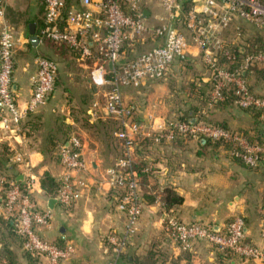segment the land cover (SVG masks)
I'll return each mask as SVG.
<instances>
[{
	"label": "crops",
	"instance_id": "crops-1",
	"mask_svg": "<svg viewBox=\"0 0 264 264\" xmlns=\"http://www.w3.org/2000/svg\"><path fill=\"white\" fill-rule=\"evenodd\" d=\"M78 1L68 0L74 6ZM153 3L155 2H149L150 6L147 7V21L150 23L155 20V12L151 6ZM164 14L163 12L162 15ZM34 16L39 17L41 23L27 21ZM42 18L43 12L39 11L35 0L32 5L0 0V28L3 24L8 25L15 34L12 90L19 104H23L31 96L37 53L49 52L61 69L73 62L69 61V54L61 53L55 48L48 51L50 41L40 36ZM29 23L35 24V34L38 37L35 46L29 41ZM239 24L243 35L241 40L233 39V33H229L230 42L237 46L238 43L242 46V43L253 39V36L262 35L242 20ZM183 56V60L178 59L172 63L164 79L153 83L140 81L122 88L123 101L134 108L132 118L137 125L135 135L129 130L128 132L136 139L135 155L144 162L142 171L145 170L146 173L139 177L142 212L137 219V229L124 250V256L118 259L119 264H133L137 259L147 262V254L151 251L157 252L158 256L154 264H169L175 259L178 264L187 262L182 256L183 250L163 230L162 222L167 214L175 215L187 223L210 224L217 231L224 230L234 215H241L246 224V241L264 249V238L261 235L264 160L252 168L232 157L221 145L203 144L190 137L172 140L164 138L159 141L154 139L157 124L185 115L189 107L195 106L197 114L205 115L228 128L245 130L253 139L264 141V122L251 112L232 102L213 107L202 105L194 92L201 82H208L209 72L196 46L189 45ZM78 65L77 75L91 73L94 81L99 84H91L89 78H86L79 86L75 77H72L73 72L65 68L67 70L62 75L65 85L58 83L49 101L23 120L22 124L27 132L9 134L0 129V156H3L2 145H6L8 167L2 173L16 175L19 181L32 177L33 198L40 208H48L49 198L41 189L40 179L45 173L56 178L62 168L54 158L44 153V131L47 127V131L59 134L57 125L60 121L51 112L62 113L66 124L71 127V133L79 134L82 140L83 154L89 164L85 176L89 184L70 207H61L57 202L53 205L51 226L42 230L41 234L58 245L74 246V253L68 264H107L115 255L106 244L105 235L110 231L122 233L126 212L121 207L119 189L110 188L99 176L122 154V145L116 136L120 126L117 127L115 120L104 112V101L98 100L101 93L99 85L105 71L96 68L93 63L79 62ZM64 87H68L66 93L72 92L70 100L62 101ZM256 93L264 96V81H261V89ZM85 97L89 104L83 102ZM93 104H97L95 115L91 113ZM31 115L35 116L36 124L33 127L26 124L31 120ZM81 116L86 118L89 128L83 125ZM14 150L23 153L24 163L14 162ZM167 190L173 191L181 201L167 206ZM61 227L64 228L63 232L60 231ZM200 244L204 246L201 247ZM203 247L206 257L201 260L198 256ZM10 249L14 250L19 264H28L23 257L22 246L12 244ZM187 252L191 264H243L247 261L232 254L221 255L215 247L201 241L195 242ZM36 260L35 264H46L42 257H37ZM261 261L264 262V259ZM1 262L7 264L4 258Z\"/></svg>",
	"mask_w": 264,
	"mask_h": 264
},
{
	"label": "built area",
	"instance_id": "built-area-1",
	"mask_svg": "<svg viewBox=\"0 0 264 264\" xmlns=\"http://www.w3.org/2000/svg\"><path fill=\"white\" fill-rule=\"evenodd\" d=\"M151 1L79 0L77 5L64 12L66 0H45L42 34L74 50L79 60H90L96 68L105 71L100 83H108L109 91L105 94L103 110L120 126L116 136L122 145V154L99 176L110 188L119 189L121 207L126 212L122 233L110 231L105 235L106 244L115 255L107 264H117L116 257L124 252L135 233L142 212L139 176L135 168L136 139L128 132L135 135L137 125L132 118V106L123 101L124 86L164 79L173 61L184 55L189 45H194L199 48L209 72L208 79L212 82L208 106L224 101L223 90L232 85L237 106L264 111V98L249 90L244 75L250 66L264 64V53L247 52L248 43L244 42L242 46L238 43L242 53L239 59V55L224 48V44L230 42V32L233 39H242L240 20L264 34V0H189L187 10L182 0H155L165 14L155 15L154 23L143 17L145 5ZM146 38L156 39L155 44L130 60L120 62L124 45L133 46ZM14 50L15 34L3 24L0 28V129L9 134H21L23 120L44 105L53 91L57 64L48 57L36 58L31 96L19 104L12 90ZM220 54L226 57V63L218 61ZM92 107L91 113L95 115L97 104ZM177 137L220 139L229 143L231 156L252 168L264 160V144L249 141L241 133L223 129L207 120L171 119L156 125L155 140ZM58 154L62 170L57 176L59 188L54 198L61 207H70L88 188L85 176L89 164L83 154L82 140L76 134L60 145ZM12 159L24 163L25 157L14 150ZM4 186L0 216L9 219L15 233L23 238V250L44 258L46 264H67L74 246L58 245L41 234L42 230L50 228L53 215L50 208H40L33 198L32 177L19 181L0 174V187ZM162 223L166 236L181 250L203 241L246 260L264 259V249L246 241V224L241 215H234L222 231L215 230L210 224L184 222L172 214H167ZM261 235L264 238V210Z\"/></svg>",
	"mask_w": 264,
	"mask_h": 264
},
{
	"label": "trees",
	"instance_id": "trees-1",
	"mask_svg": "<svg viewBox=\"0 0 264 264\" xmlns=\"http://www.w3.org/2000/svg\"><path fill=\"white\" fill-rule=\"evenodd\" d=\"M182 1H183L182 3H183L184 9L187 10L188 7H189V2H188L189 0H182ZM35 2H36L37 6L39 8V11L40 12H43V17H44L45 0H35ZM72 5L73 4L69 3L68 0H66V7H65L64 12L68 8H70ZM27 21H31V22L32 21H36V22L39 21L40 22L41 19H39V17L36 18L34 16L33 18L28 19ZM43 27H44V19L42 20V24L40 25L41 31H42ZM40 36L43 37L44 39H47L48 41H50L54 45L55 49L61 51V53H66V54L72 55L73 58L76 61H78V62H82V63H85V64H91V61L90 60H79V57H78L77 53L74 50H72L71 48L67 47L66 45L60 44V43H57V42H54V41L50 40L49 38L45 37L42 34V32L40 33ZM147 39H149L150 41H152V43H154L156 41V39H152V38H147ZM247 43H248V45L245 47L247 52H263L264 53V34H262V35L259 34V35L253 36V39L251 38ZM125 48L126 47H123V49L121 51V54L123 53V50ZM224 48L227 49V50H229L231 53H233L235 55L236 54L239 55V59L242 58V53L239 50V47L237 46L236 43H233V42L225 43L224 44ZM183 58H184L183 55L182 56H178L174 61H176L178 59L179 60H183ZM130 59H127L125 61H128ZM125 61L120 59V62H125ZM218 61L220 63H226L227 60H226V57L223 54H220ZM259 66H261V68ZM251 74L252 75L255 74L254 75V78H256L257 81H260V82L261 81H264V64H260V65L259 64H254V65L250 66V68L247 69V71L245 72L244 75H245L246 78H248V76H250ZM160 80H162V79L153 80V81H145V82H151V83H153L155 81H160ZM58 83L59 84H62V85H65L62 82V75L59 73V76H58V67H57V75H56V78H55L54 89L50 93V95H48L47 100L49 99V97L51 96V94L56 89V86H57ZM248 87H249V90L253 94H255L256 96H260V97L264 98V96L260 95L259 93H256V91L254 90V88H253L252 85H249L248 84ZM67 90H68V87H64L63 92L65 94L63 93V95H66V94H69L70 93V91H68L66 93ZM211 90H212V82H211V80H208V82H201L200 86H198L196 88V91L194 93L201 100L200 102L202 103L203 106L204 105H207L209 103ZM191 91L193 92L194 89H191ZM223 92L225 93V100L224 101L217 102V103H215V105H219V104L226 103V102H228V103L229 102L235 103V101H234L235 100V96L233 94L232 85H228L227 87H225V89L223 90ZM70 99H71V97H70ZM70 99H67V100H70ZM83 102L85 104H87V103L89 104L88 98L85 97L84 100H83ZM242 109L251 112L255 117L260 118V120L262 122H264V117H263L264 111L262 109H255V108H242ZM133 111H134V108H133ZM33 113L34 112H32V115H33ZM81 114H83V113H81ZM32 115H31V117L33 119L31 118L30 121L26 122V124L31 125V127L35 126V124H36L34 122V117L35 116H32ZM56 118L59 119V121H60L59 124L57 125V131H58L59 134H56V133H54L52 131H48L49 136L47 137V140H45L44 153H45L46 156L48 155V157L54 158L59 163V154H58V152H59L60 145L65 144L68 141V139L70 138L71 135L76 134L79 137H80V135L77 134V133H71V127L66 124L65 118H64L63 115L62 116H57L56 115ZM81 118H82V121H83V125L85 127L89 128L90 126L88 125V123L86 121V118L84 116H81ZM176 119H180V120H207V121H210L213 124L217 125L218 127L223 128V129L231 130V131H234V132L241 133L249 141H256V142H259L261 144H264V141H262V140L260 141V140H257L255 138L253 139L251 136H249L247 134V131H245V130H242V129H231V128L226 127L222 123H218V122H214V121L210 120L205 115H199V114H197V109H196L195 106L189 107L188 112L185 115H181L180 117H178ZM115 122H116V125L118 127L119 124H117L118 123L117 120H115ZM25 128H26L25 125L22 124V133H25V132L28 131V130H25ZM45 138H46V136H45ZM48 140H49V142H48ZM198 141L203 142V144L214 143L215 145H221V146L225 147L227 150L230 147L229 143L224 142V141H222L220 139H217V140L202 139V140H198ZM2 147H3L2 148V151H3V154L2 155L3 156H0V174H4V173H2L3 169H7L8 168L6 166L7 159H6V156H5L6 155V151H7V146L6 145H2ZM135 157H136V159H135V168H136V170L138 172V176L140 177V176H142V175H144L146 173L145 170L142 171V168H144V165L145 164H144L143 161H141L140 158H138V156L135 155ZM234 158L239 159L238 157H234ZM239 160L242 161L241 159H239ZM5 175L11 176V177H14V178H17L16 175H10V174H5ZM40 186H41V189H42L44 195L47 198H54L56 196L57 190L59 188V182L57 180V177L55 178V177L51 176L49 173H45L42 176V178L40 179ZM0 188H1V190H0V202H1V198L4 195L5 186L4 187H0ZM180 201H181V198L180 197H177L176 194L173 191H170V190H167L166 191V194H165V203H166L167 206H171L173 203H179ZM129 241H130V239H129ZM201 242H203V241H201ZM0 243H1V248H0V263L3 264L1 262V259L4 258V259H6L7 264H19L18 259H17V255L15 254L14 250L10 249V246L12 247V244H17L19 246H22L23 238L20 237L19 235H17L15 233L14 227H13L11 221L9 219H5V218H3L1 216H0ZM127 245H128V243H127ZM127 245H126V247H127ZM211 246H213V245H211ZM213 247H215V246H213ZM216 249L218 250V252L221 255H223V254L224 255L225 254H230L231 255V253L229 251H221L218 248H216ZM23 251H24L23 252V257H25L27 263L28 264H35L36 261H37L36 259H37L38 256H34L31 253L26 252L25 250H23ZM187 251H189V249L183 250V255L182 256L187 260V262L185 264H191V262H190V255L188 254ZM111 253H113V252L111 251ZM123 254H124V252L121 253L120 255H118L116 257L117 264H119L118 263V259L120 257H123L124 256ZM157 257H158L157 256V252H152L151 251V252H149L147 254V257H146V261L147 262H142V261H140V260L137 259V260H134L133 261V264H154L153 262H155V260L157 259ZM112 258H115V256H113ZM169 264H178V261L175 259V260L171 261Z\"/></svg>",
	"mask_w": 264,
	"mask_h": 264
},
{
	"label": "rangeland",
	"instance_id": "rangeland-1",
	"mask_svg": "<svg viewBox=\"0 0 264 264\" xmlns=\"http://www.w3.org/2000/svg\"><path fill=\"white\" fill-rule=\"evenodd\" d=\"M155 3H153V5L151 4V6H153V10H154V12H155V15H157V16H160V15H162L163 14V10H162V8H161V6L159 5V3H157L155 0H153ZM14 3H16V4H19V5H32L33 4V0H14ZM146 7H149L150 6V4H146L145 5ZM156 8V9H155ZM26 11V10H25ZM22 12V11H21ZM21 12H19V16L21 17L22 16V14H21ZM23 13V12H22ZM16 14H18V12L16 13ZM10 16L12 17L13 15L10 13ZM152 22H153V20H152ZM154 22H155V20H154ZM49 42V41H48ZM153 45V43H152V41H150L149 39H145L144 41H141V42H136V44H134L133 46H131V45H125L124 47H126L124 50H123V53L121 54V60H127V59H130V58H132V57H134L135 55H137L139 52H142V51H144V50H146V49H148V48H150L151 46ZM47 48L49 49L48 51H51V50H53L55 47H54V45L50 42L49 43V45L47 46ZM123 49V48H122ZM122 51V50H121ZM37 55V57L38 56H45V57H48V58H51V59H53L56 63H57V67H58V76H59V73H60V70H61V75H64V73H63V71H65V70H67V69H65V68H68V70H71L72 72H73V74H72V77H75V82H76V84L77 85H79V86H81V84H82V82H85V79L86 78H89V80H90V83L91 84H96V85H98L99 83H97V82H95L94 81V79H93V76H92V74L91 73H86V74H84V76L83 75H77V69H76V67H80L79 65H78V61H76L74 58H73V56L72 55H70L69 54V56L71 57L70 58V60L69 61H73V62H70L69 64H71V65H69V64H67L68 66L66 67L65 65L63 66V69H61L60 68V66H59V64H58V61L56 60V59H54L51 55H49V52H42V53H37L36 54ZM69 59V58H68ZM260 65V64H259ZM260 68H261V66H259ZM191 71H192V68H191V70H189V72L191 73ZM63 73V74H62ZM254 75L255 74H251L250 76V79H249V77H248V79H247V83L249 84V85H252L253 86V88H254V90H256V91H258V90H260L261 89V82L260 81H257L256 80V78H254ZM94 84V85H95ZM99 88H100V91H101V93L99 94V97H98V100L99 101H104V99H105V94L106 93H108V91H109V84L108 83H103V84H101V85H99ZM72 97V92L70 91V93L69 94H66V95H63V97H62V101H66L67 99H70V97ZM47 101H49V99L47 100ZM48 113H49V111H48ZM58 115H57V114ZM51 114H53L54 116H62L63 114L62 113H60V112H57V111H55V112H51ZM49 121V120H48ZM46 131V132H45ZM45 131H44V133H47L46 134V138L44 139V140H47V137L49 136V133H48V131H47V127H46V129H45ZM48 142H49V140H48ZM204 243V242H203ZM200 246L202 247V246H204V245H202V244H200ZM206 247V246H205ZM205 247H203L202 249L203 250H201V254H200V256H198V257H200L201 258V260L202 259H204L205 257H206V250H205ZM205 250V251H204ZM243 264H264V262H262L261 260H247L246 262H244Z\"/></svg>",
	"mask_w": 264,
	"mask_h": 264
},
{
	"label": "water",
	"instance_id": "water-1",
	"mask_svg": "<svg viewBox=\"0 0 264 264\" xmlns=\"http://www.w3.org/2000/svg\"><path fill=\"white\" fill-rule=\"evenodd\" d=\"M143 17L145 19H147L149 17V11L147 9L143 10ZM28 32L30 34L29 41H30L31 45L35 46L37 44L38 37L35 34V24L34 23H29ZM110 66H111V64L109 63V67ZM55 203H56V199L55 198H49L48 201H47L48 208L52 209L53 205ZM63 230H64V228L61 227L60 231L63 232Z\"/></svg>",
	"mask_w": 264,
	"mask_h": 264
}]
</instances>
